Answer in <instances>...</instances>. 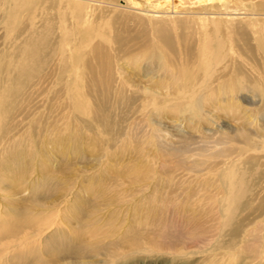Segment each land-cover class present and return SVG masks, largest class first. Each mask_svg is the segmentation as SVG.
I'll return each instance as SVG.
<instances>
[{"label":"bare ground","instance_id":"bare-ground-1","mask_svg":"<svg viewBox=\"0 0 264 264\" xmlns=\"http://www.w3.org/2000/svg\"><path fill=\"white\" fill-rule=\"evenodd\" d=\"M141 2L149 7L156 4L154 9H146ZM185 5L190 9L180 11ZM88 17H92L90 23ZM109 20L113 25L123 23L124 31H110L106 26ZM101 23L106 26L103 31L97 30ZM0 32L5 36L0 45V143L13 141L21 123L28 121L27 135L33 144L38 139L42 142L40 147L33 146L36 154L45 152L55 161L68 158L64 166L72 158L87 156L84 147L88 144L101 160L106 151L101 148L103 138L115 146L149 143L151 130L131 123L129 115L138 99L134 93L146 97L150 92L165 97L164 102L154 100L156 111L162 108L161 103L179 108L184 117L177 121L194 125L201 119L199 115L217 110L234 114L241 122L232 136L204 133L202 144L194 150L191 140L171 144L160 135L161 129L148 122L159 135L158 141L165 143L161 148L166 147L179 165L190 156L221 160L223 171L215 185L207 180L200 191L222 188L226 197L216 200V205L229 209L230 218L231 211L238 209L244 196L264 178V174H255L257 158L243 157L264 145V0H0ZM207 34L213 39L209 43ZM219 37L226 38V44L216 43ZM136 72L143 86L135 84L138 90L134 91ZM38 93L52 96L53 105L46 112L34 106L33 97ZM62 98L67 100L65 104H61ZM190 111L195 114L186 117ZM196 128L200 132L198 125ZM45 132L48 137H43ZM238 143L242 144L239 148ZM25 151L12 148L4 163L2 158L0 178L15 164L25 170ZM239 157L245 159L238 162ZM201 165L200 159L196 160L190 171ZM112 180L106 174L100 177V182L113 188V195L123 183ZM21 182L25 186L15 189L13 196L28 192L29 197L13 200L0 211L10 218L0 223V264H112L136 253L160 250L161 246L143 233L141 218L119 233L122 224L112 219L95 221L91 214L99 211L97 205L90 206L88 199L78 195L71 204L76 214L64 215L62 221L58 206L68 197L67 189L58 192L60 184L48 174L35 184L25 178ZM100 186L93 188V194L108 204L110 194ZM250 205L249 200L243 204ZM51 208L58 214L47 223L38 211ZM152 211L150 207L148 213ZM115 234L119 238L116 244L107 243ZM162 236L168 238L169 233ZM46 240L48 246L41 247ZM173 248L166 246L167 250Z\"/></svg>","mask_w":264,"mask_h":264},{"label":"rangeland","instance_id":"rangeland-1","mask_svg":"<svg viewBox=\"0 0 264 264\" xmlns=\"http://www.w3.org/2000/svg\"><path fill=\"white\" fill-rule=\"evenodd\" d=\"M138 1L140 2V0ZM152 4L155 5L156 2H152ZM142 5L146 9H150L153 6L149 7L150 5H146L145 2ZM185 9H190V7L188 8V5H185L179 10L183 11ZM89 11L91 13V10ZM114 15H117V13H114ZM87 19L89 23L92 21V17H88ZM111 22L113 20H109L108 23L105 22L107 23L106 26H109L110 31H116L117 33L124 31L123 23L113 25ZM204 25L208 27L210 24ZM106 26L104 23H101L98 25L97 30L103 31ZM144 26L146 27V25ZM141 28L143 27L141 26ZM85 31L86 29H83L82 32L84 33ZM262 36L264 42V34ZM206 37L207 43H209L212 37L209 34ZM4 39L5 36L0 32V45L5 43ZM225 40L227 41L226 38L219 37L216 43L226 44ZM2 50L0 49V54ZM136 74L137 77L133 78V82H136L134 85L143 86L138 82L139 73L136 72ZM134 85L133 87L136 90L134 88L133 90L137 91L138 86ZM136 93L138 98L136 99L137 107L135 105L134 109L131 110V114L129 113V116L132 118L130 122L139 124L146 131L151 130L152 137L150 140H147L149 143L141 145V143L136 144L132 142L121 143L122 145L116 144L115 146L114 142L113 144L112 142L109 144L103 138L104 144L102 143L103 146L101 145V148H105L106 151L101 160L100 157H95L94 149L88 144L84 147L87 156L83 155L78 157V159L77 157L72 158L71 162H68L64 166L63 162L66 159L69 160L68 158L55 161L50 158V155L47 154L46 156L45 152L36 154L37 150L34 147H37V145L40 147L42 142L40 143V139H38L39 141L33 144V140L27 135L29 131L28 127H26L28 121L22 122L19 131H17L18 135L13 139L14 142L10 141L6 143L2 140L0 143V145L2 144L0 146V161L2 162L3 158V163L8 159L9 151L12 148L17 151H28L26 159H23L27 164L25 170L24 166L21 165L18 168L20 164H15L9 171H6L4 178H0V211L4 212V209L8 208L6 206L12 203L13 200L20 197L22 199L29 197L28 192L16 198L13 196L15 189L17 190L19 187L25 186L21 182L23 178L35 184L48 174L53 177L55 182L60 184L61 189L58 192L66 193L65 189L68 191V197L65 200H60L58 206L61 208L62 216L60 212L59 219L61 217L62 221L66 218L64 215L72 217L73 211L76 214V209H73L75 207L71 204L74 202V198L79 195L88 199L90 206L97 205L96 208L99 211L96 214H91L95 221L99 220L101 222L112 219L114 222H119V224L123 225L119 231V233H122L130 223L139 222L138 220L141 218L144 222H141L144 224L141 227L143 233L148 235L147 238L151 242H154L159 247L161 246L160 250L154 249L150 253H144V251L140 254L136 253L127 256L128 258L117 260L119 262L115 261L112 264H264V212L261 213L259 210L260 205L264 204V201L261 202L264 199V178L259 180L255 190L248 192L244 196L245 198L241 201V206L231 211L232 217L230 218L229 209L216 205V200L224 198L222 196L225 194V191L222 188L214 187V189L209 188V191H200L202 185L207 180L211 181L213 186L215 185L216 180H218L217 175L223 171L221 160H209L208 158H205V160L201 156H190L188 161H183L185 164L179 165L177 159L165 151L166 147L161 148V146H165V143L162 140L158 141L159 135H155L152 129L148 127V122L151 121L152 127L161 129L160 135L172 142L171 144L180 145L185 139H189V141L191 140V145L194 144L191 146V149L194 150L198 145L202 144L201 140L205 137L203 136L204 133L208 132L207 136H215L218 133L232 136L234 131L241 126V122L235 119L234 114L228 115L217 110L199 115L201 119L195 118L196 124L194 125L188 124V122H184L181 119L177 121L182 116L179 115V108H174L170 104L162 106L163 103H161L162 108L156 111L157 109L156 106H153V102L157 97L153 93L147 92L146 97L142 95V92H135L134 94ZM51 98L50 94L47 96L43 93L36 94L33 97V102L34 104L36 103L34 106L38 108L37 111L46 112L53 105L50 103ZM164 99L165 97L158 96L157 101L164 102ZM66 101L62 98L60 102L61 104H65ZM251 107L249 106V109L255 111L256 108L254 106ZM194 114L190 111V114L186 113L185 116L190 115L191 117ZM80 118L83 121L89 120L82 116ZM154 118L158 123L154 122ZM178 123H181V125ZM124 125L127 126V124ZM197 125L201 129L200 132L196 128ZM249 130H251L250 132L253 131L250 128ZM202 131L203 134H201ZM42 135L43 137H48L47 132ZM238 144L236 145L238 148L242 146V144ZM259 146L261 147L258 150L254 149L255 151H253L252 149L251 152L243 156L249 157L254 155L257 158L259 163L255 168L257 176L258 174H264V145ZM46 147L47 150L51 149L48 145ZM262 149L263 151H261ZM243 157H239L237 161H243L246 158ZM199 159L202 162L201 168H197L196 171H190L192 170L190 169L191 165L196 160L199 161ZM59 161L61 163H58ZM218 162L219 164H217ZM208 168L209 170L207 171ZM102 174L112 177V182L115 179L117 183H123L122 188H117L119 190L115 193L117 196L115 194H113L114 196L112 195L113 188L110 185L107 184L108 186H106L100 182ZM6 176L10 180L8 178L5 179ZM99 183L102 184L100 188L106 194L109 193L110 196H113H109L108 204H105L102 199L100 201L93 194L95 191L93 188H97ZM89 187H91V191ZM216 193H220V197ZM155 196L161 198L156 200ZM161 199L164 200L161 201ZM247 200L251 201L249 208L243 206ZM150 207L153 211L148 213ZM55 209L40 210L38 213L45 215V219L49 223L57 217L58 213ZM147 213L150 217H147ZM228 217L231 223H229ZM8 220H10L9 217L0 215L1 224L8 222ZM71 221L73 222V220ZM4 227L1 226V228ZM165 233H169L168 238L162 236ZM118 239L115 234L106 242L115 243ZM48 243L49 241L46 240L41 247L48 246ZM167 245H173L174 248L167 250Z\"/></svg>","mask_w":264,"mask_h":264}]
</instances>
